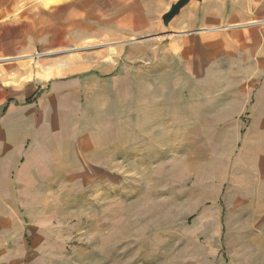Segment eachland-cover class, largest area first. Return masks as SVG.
<instances>
[{
    "label": "rangeland",
    "instance_id": "1",
    "mask_svg": "<svg viewBox=\"0 0 264 264\" xmlns=\"http://www.w3.org/2000/svg\"><path fill=\"white\" fill-rule=\"evenodd\" d=\"M254 1L236 25L223 19L201 34L183 22L174 30L181 13L168 34L161 17L152 47L76 30L34 41L38 72L83 77L119 61L129 79L125 98L113 82L102 84L109 99L83 97L59 174L0 207V264H201V245L226 256L225 220L237 254L245 243L264 263V1ZM197 36L200 55L172 47ZM216 209L221 239L201 237V216Z\"/></svg>",
    "mask_w": 264,
    "mask_h": 264
},
{
    "label": "crops",
    "instance_id": "2",
    "mask_svg": "<svg viewBox=\"0 0 264 264\" xmlns=\"http://www.w3.org/2000/svg\"><path fill=\"white\" fill-rule=\"evenodd\" d=\"M171 1L0 0V207L13 206L18 199L21 202L29 199L38 187L37 177L59 174L56 170L60 161L69 159L72 152L69 146L74 143L71 137L79 121V103L84 104L83 97L87 101L101 92L103 100L109 99L111 87L104 91L102 84L111 82L115 84L111 94L126 97L125 81L129 78L124 75L125 66L119 61L102 64L97 68L98 73L83 77L62 76V73L44 76L51 71L38 72L30 63L34 41L45 42L46 36L61 37L66 30H76L86 36L101 35L118 41L129 34L140 37L131 42L152 47L151 42L155 41L151 37L159 33L160 18ZM255 6L257 1L254 0H203L201 3L193 0L182 10L174 30L178 31L176 27L182 22L189 34H201L206 27L221 24L223 19L228 25H236L240 22L237 17L251 15ZM263 6L264 3L260 7ZM194 40H173L172 47L184 45L200 55L201 36ZM187 53L182 49L183 59L188 57ZM141 79L142 74L138 73L131 80L134 96L141 91ZM118 81H122L121 84H116ZM84 117L85 113L81 112L80 119ZM256 176L255 184L261 179L258 174ZM216 210L212 220L201 216V237L221 239L226 227V256L216 248L209 255L201 245V264L262 263L263 253L252 254L245 243L237 254L232 223L222 219L221 209ZM217 213L220 216L216 217ZM240 221L243 225L246 222ZM260 245L256 251L262 248Z\"/></svg>",
    "mask_w": 264,
    "mask_h": 264
},
{
    "label": "water",
    "instance_id": "3",
    "mask_svg": "<svg viewBox=\"0 0 264 264\" xmlns=\"http://www.w3.org/2000/svg\"><path fill=\"white\" fill-rule=\"evenodd\" d=\"M193 0H172L168 10L162 15L163 25L168 34L172 32L171 25L175 18L182 12V10ZM203 2V0H195Z\"/></svg>",
    "mask_w": 264,
    "mask_h": 264
},
{
    "label": "bare ground",
    "instance_id": "4",
    "mask_svg": "<svg viewBox=\"0 0 264 264\" xmlns=\"http://www.w3.org/2000/svg\"><path fill=\"white\" fill-rule=\"evenodd\" d=\"M73 65V64H72ZM72 65L70 64V67L68 68V70H71L72 68H74V67H72ZM49 71V70H48ZM62 72L61 71H51V72H49V73H47V74H43L44 76H52V75H54V74H61Z\"/></svg>",
    "mask_w": 264,
    "mask_h": 264
}]
</instances>
